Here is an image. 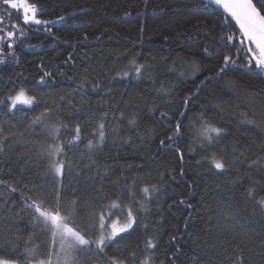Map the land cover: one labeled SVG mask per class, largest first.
Instances as JSON below:
<instances>
[{"label": "trees", "instance_id": "16d2710c", "mask_svg": "<svg viewBox=\"0 0 264 264\" xmlns=\"http://www.w3.org/2000/svg\"><path fill=\"white\" fill-rule=\"evenodd\" d=\"M30 2L38 5L39 19H65L50 30L25 25L21 11L0 0V100L6 101L0 104V181H6L0 184V241H16L21 254L24 247L35 249L34 258L21 255L18 264L54 254L50 232L30 222L22 199H36L37 187L50 193L59 183L44 154L56 143L64 148L59 158L74 169L64 184L79 189L76 196L63 193L66 204L78 200L80 215L87 217L107 213L106 204L115 201L131 208L137 220L104 249L108 258L120 264H240L242 257V264H264V211L257 203L264 197V73L242 67L240 59L216 76L223 56L235 58L236 51L221 37L238 36V26L229 31L222 11L209 14L201 0ZM9 31L16 36L8 39ZM17 85L37 103L9 111L7 98ZM46 111L51 115L41 116ZM200 114L223 130L211 143L200 134ZM37 117L43 124L32 123ZM177 120L181 137L169 146ZM77 124L80 140L69 146ZM52 126L59 128L58 141L48 133ZM213 157L226 168L215 169ZM257 159L259 166L249 167ZM96 196L110 199L97 203ZM114 219L127 222L126 214ZM67 254L69 264H108L94 249Z\"/></svg>", "mask_w": 264, "mask_h": 264}, {"label": "snow or ice", "instance_id": "6c2138e0", "mask_svg": "<svg viewBox=\"0 0 264 264\" xmlns=\"http://www.w3.org/2000/svg\"><path fill=\"white\" fill-rule=\"evenodd\" d=\"M202 3L203 8L209 14H212V9L223 10L220 13V17L223 26L228 27L229 31H231V28L238 26V36L233 34L221 37L226 47H232L236 51L235 58L233 55L223 56V66L219 68L216 76L220 77L226 73L240 59L244 60L242 67L259 70L260 73H264V0H202ZM3 4L10 5L13 10L21 11L22 20L25 25L44 26L46 30H50L48 28L49 25L65 19L64 16L58 17L57 21L39 19L38 12L40 9L36 3L30 2V0H3ZM230 21H234V24L230 25ZM6 35L8 39H12L16 36V33L9 31ZM19 35L21 37L25 36L23 29L19 30ZM84 38H87L86 35ZM4 40L5 37L0 36V44ZM15 43L16 41L12 40V43L6 46L11 49ZM204 51L207 52V48ZM9 55L13 59L16 58L14 52H10ZM69 57L71 58V54H69ZM2 63H4L3 51L0 48V64ZM132 64H135L134 60ZM142 68L143 65L135 68L137 77L140 75ZM193 70H196L195 64L193 65ZM122 75L123 77H127L129 73L124 72ZM44 76L50 77L51 73L46 72ZM44 76L41 77V81L44 80ZM16 87L18 90L15 94L7 98V103L11 105L9 111L16 109L18 104L31 106L37 103L36 97L28 94V89L20 87L19 85ZM190 99L191 96L184 101L185 110H187L188 100ZM5 103L6 101L0 100V104ZM48 115H51L48 111L41 114V116ZM166 115V113H161V116ZM180 116H185V112H181ZM196 119L202 125L200 134L207 142L211 143L214 137L219 138L221 136L223 130L208 123L203 114H200ZM32 123L39 126L43 124V121L41 117H37ZM181 123L179 120L175 121L173 133L167 136L169 146L181 137ZM246 123L255 124V121L249 120ZM259 127L264 129V125ZM74 131L75 135L73 140L69 141V146L80 140L81 129L79 124L75 126ZM48 133L54 141L59 140V128L54 126L49 127ZM104 138V123L101 122L98 125V143L100 145L103 144ZM160 145L162 147L166 146L164 139L160 140ZM88 147L90 149L93 147L91 142H89ZM44 154L47 159L48 171L59 178V183L54 186V189L50 193L46 188L37 187L36 199H32L31 197H24L22 199V210L29 214V220L32 224L38 227L43 225L42 230L50 232L53 245L58 243L60 252L55 254V264H69L70 257L67 254V250L85 249H94L98 255H104L108 264H120V261L115 257L108 258L104 253V249L116 242L120 233H127L130 229H133L134 225H137V220L133 215L132 209L113 201L106 204L108 209L107 213L99 210L89 213L87 217L81 216L80 202L78 200L74 199L67 204L64 202V192H69L73 196H76L79 189L71 185L70 181L67 186L64 184L65 177L70 176L74 169L70 161L66 162L64 159L59 158L64 155L63 145L59 143L50 144L44 149ZM211 163L215 169L224 170L226 168L225 163L215 157L211 158ZM254 165L259 166V159L251 161L249 167ZM3 183H6V181H0V184ZM10 190L12 192L17 191L16 188ZM142 191L147 196L149 189L145 187ZM152 191H157L155 186L152 187ZM254 191V188H249L248 195L255 198ZM21 195L23 196V193ZM94 199L97 203H103L110 198L96 196ZM181 203H184V201H181ZM257 203L261 210L264 211V197H261ZM141 207L143 206L141 205ZM117 214H126L127 216V222L122 227H118L119 221L114 219ZM145 227L147 226L145 225ZM90 236L92 238H89ZM171 239L175 241L176 237L173 236ZM148 246L153 249L156 247L151 240L148 241ZM19 247L20 245L14 240L0 241V264H18V259L21 255L34 258L35 249L24 247V251L21 254L17 251ZM238 259L240 260V264H242L243 258L240 257ZM34 264H53L51 254H49L47 259H35ZM143 264H148V260L143 261Z\"/></svg>", "mask_w": 264, "mask_h": 264}, {"label": "rangeland", "instance_id": "374dc122", "mask_svg": "<svg viewBox=\"0 0 264 264\" xmlns=\"http://www.w3.org/2000/svg\"><path fill=\"white\" fill-rule=\"evenodd\" d=\"M118 220V219H117ZM119 221V220H118ZM122 226H124V224H121L120 222L118 223V227H122ZM55 247H54V254H53V257H52V259H53V264H55V254L56 253H59L60 252V249H59V245H58V243L57 244H55L54 245Z\"/></svg>", "mask_w": 264, "mask_h": 264}, {"label": "water", "instance_id": "95a60500", "mask_svg": "<svg viewBox=\"0 0 264 264\" xmlns=\"http://www.w3.org/2000/svg\"><path fill=\"white\" fill-rule=\"evenodd\" d=\"M202 1V0H201ZM220 11H223L222 9H219Z\"/></svg>", "mask_w": 264, "mask_h": 264}]
</instances>
